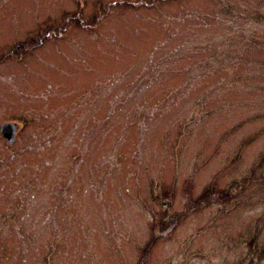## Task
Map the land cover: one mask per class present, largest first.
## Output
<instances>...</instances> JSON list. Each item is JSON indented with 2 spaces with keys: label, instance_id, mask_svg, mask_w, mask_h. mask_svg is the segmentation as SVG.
I'll list each match as a JSON object with an SVG mask.
<instances>
[{
  "label": "rangeland",
  "instance_id": "rangeland-1",
  "mask_svg": "<svg viewBox=\"0 0 264 264\" xmlns=\"http://www.w3.org/2000/svg\"><path fill=\"white\" fill-rule=\"evenodd\" d=\"M0 264H264V0H0Z\"/></svg>",
  "mask_w": 264,
  "mask_h": 264
},
{
  "label": "water",
  "instance_id": "water-1",
  "mask_svg": "<svg viewBox=\"0 0 264 264\" xmlns=\"http://www.w3.org/2000/svg\"><path fill=\"white\" fill-rule=\"evenodd\" d=\"M16 129L17 125L12 122H4L0 125V132L8 144L14 141Z\"/></svg>",
  "mask_w": 264,
  "mask_h": 264
},
{
  "label": "trees",
  "instance_id": "trees-1",
  "mask_svg": "<svg viewBox=\"0 0 264 264\" xmlns=\"http://www.w3.org/2000/svg\"><path fill=\"white\" fill-rule=\"evenodd\" d=\"M262 163H264V156H263V158H262Z\"/></svg>",
  "mask_w": 264,
  "mask_h": 264
}]
</instances>
